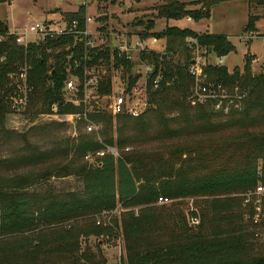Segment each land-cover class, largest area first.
Segmentation results:
<instances>
[{
    "label": "trees",
    "instance_id": "obj_1",
    "mask_svg": "<svg viewBox=\"0 0 264 264\" xmlns=\"http://www.w3.org/2000/svg\"><path fill=\"white\" fill-rule=\"evenodd\" d=\"M6 1L0 0V4ZM227 1L233 0H203V8L188 10L187 4L180 0H165V4L158 10L159 17L169 21H181L186 18L194 21L209 19L211 7ZM248 2L251 6L264 7V0H248ZM85 13V8L81 7L77 12L65 14V17L68 20L77 19L83 24ZM258 21L259 18L256 16L249 17L245 31L257 32ZM153 26V21H149L146 25L148 30ZM7 32L8 25L0 22V35L4 36ZM140 36L145 41L166 40L164 53L150 51L141 54V58L154 67L150 81L151 106L147 113L156 114L158 129L153 134H146L150 123L145 115L137 119L120 115L116 118L115 129L112 116L106 113L97 114L94 119L104 125L103 144L116 147L120 151L119 157L107 154L99 160L100 165L82 164L88 153L104 148L99 142H93L94 138L91 135L83 133L78 135L76 140L74 138L71 140L70 148L66 151L69 155L73 153L64 165L55 164L51 166L52 169L42 174L0 177V239L30 234L47 223L78 218L79 211L112 210L116 207L117 200L127 206L148 204L157 200L159 196L211 197L210 203L204 207L201 214L202 222L197 229L189 227L185 217H182L181 224L176 227L179 233L172 232L164 237L158 234L159 237H156L152 229L155 223L160 222L159 214L153 216L149 223L132 218L130 226L127 225L125 231L128 261L127 263L123 261L122 264H264V253L254 252V245L248 242L254 234L245 233L243 226L239 225L242 213L240 214L239 211L237 213L235 206L242 207L246 214H250V220L252 211L242 205L243 198L229 196L246 193L255 189L259 183L264 184V132L242 135L218 149L186 144L166 151L158 148L144 152L132 148L140 140L154 143L181 138L190 133L196 124H209L208 128H210L213 118L224 117L225 115L217 113L212 105L198 107L190 105L188 96L194 83L189 74L192 54L185 45L188 39H196L200 46L211 50L219 58L235 52V45L228 36L199 34L189 28L181 29L177 26L167 27L164 31L156 33L143 32ZM77 43L73 37L59 38L49 41L47 45L30 48L27 58L32 65L30 84L34 90L25 115H28L32 121L53 114L54 105L58 106L60 114H72L81 110L72 104H65L63 98V88L70 67L68 60L72 51L76 50L74 47ZM48 49L51 51L49 52ZM92 55L93 63L99 59L109 62V51L93 52ZM25 57V49L19 47L13 37L5 38L0 42L1 83ZM3 58L5 60L2 62ZM252 61L251 56H245L243 72L239 68H235L232 73L226 67L206 69L210 81L221 83L230 89L238 86L241 91L248 93L244 108L225 117L236 114L247 117L252 111H264V73L253 74ZM106 65L109 67V63ZM120 65L132 75L134 65L131 62L117 59L116 67ZM108 69L110 75L104 80L103 93L111 92L108 82L111 78V68ZM158 77H161L160 86L154 91L152 82ZM137 79L138 77L132 79V84ZM166 113L170 115L176 113L177 117L167 118ZM5 124L6 110L2 109L1 130L5 129ZM115 132L116 139L113 137ZM127 148L133 150L126 151ZM221 150L241 151L243 164L235 165L236 162L232 163L228 159L224 165L210 167L208 158L216 159ZM62 152L63 150L43 153L33 151L16 162L11 161L9 165L39 163ZM2 164L5 162L3 161ZM70 176L82 178L84 187L81 194H60L58 198L53 197L48 202L47 195L40 196L29 191L40 182L46 183L52 178ZM223 196L229 197L221 199ZM231 220L236 221V227L223 233L224 221ZM207 222L211 226L210 231ZM99 231L103 232V230ZM104 231L112 235L113 229H104ZM157 231L156 228L155 232ZM237 231L241 235L237 236ZM33 238L30 239L32 245H29L33 247L32 251L24 252L22 249L25 247L17 250L13 248L10 252L7 248L0 249V254L5 253L2 260L9 264L10 254L12 258H17L20 264L28 257H30L29 261L32 257L31 264H43L44 260L42 261L40 256L47 254V251L43 242ZM2 260L0 264H3Z\"/></svg>",
    "mask_w": 264,
    "mask_h": 264
},
{
    "label": "rangeland",
    "instance_id": "obj_2",
    "mask_svg": "<svg viewBox=\"0 0 264 264\" xmlns=\"http://www.w3.org/2000/svg\"><path fill=\"white\" fill-rule=\"evenodd\" d=\"M180 1L187 4L186 8L188 10L203 8V0ZM164 4L165 0H7L5 3L0 4V22L9 26L8 34L23 29L33 22L42 21L45 18L65 17V14L77 12L81 7H84L86 16L91 17L95 21L96 26L104 27L108 33H126L130 38L138 37L141 39L140 34L143 32H161L171 26H177L181 29H193L199 34L228 36L235 45L236 51L222 59L223 66H220L219 57L209 50L212 55L208 56V68L226 67L230 73L235 68H239L243 72L245 56L248 55L253 58V74L264 73V7L251 6L248 0H233L213 5L209 19L194 21L191 18H186L181 21H169L159 17L158 10ZM251 16L259 18L256 23L257 32H254L253 38L245 31ZM149 21H153L154 25L151 30L146 27ZM153 40L149 39L146 41L150 49L159 53L164 52L166 40L161 42L155 39L157 40L156 43ZM189 40L196 39H188L186 41L185 48L188 50H190ZM137 69L140 68L137 67ZM229 89L228 93L231 94ZM244 104L245 100L241 102V110L244 108ZM241 110L236 111L239 112ZM59 115L61 114L59 113ZM166 115L170 119L177 117L176 113L171 115L166 113ZM225 116L213 118L210 122L212 125L210 128H208L209 124H196V127L190 133L183 135L181 138L165 139L154 143L140 140L132 148L144 152L158 148L166 151L186 144L194 145V147L195 145H200L204 148L218 149L220 146H224L242 135L264 132V111H252L247 117L243 116V114H236L231 117ZM144 117L150 123L146 134H153L158 129L156 114L149 112ZM113 122L116 129L117 120L114 119ZM5 125V129L1 130L0 128V177L25 176L30 173L42 174L52 169L51 166L55 164L64 165V159L67 157V161L70 160V156L73 153L69 155L66 151L70 148L71 140L73 138L76 140L80 134H87L82 124L61 121L53 114L41 116L32 121L24 113L21 116L8 117ZM199 127L201 129H198ZM88 135L94 138L92 139L93 142L97 141L103 145V135H101L102 143L97 135ZM136 135H138V132ZM139 136L142 137V135ZM113 137L116 139V132ZM142 140H145V138H142ZM132 148L130 152L133 150ZM55 149L64 151L56 159L59 163H52L55 158L51 157L39 163L9 165L11 161L16 162L26 154L30 155L33 151L43 153ZM228 159L232 163L236 162L234 163L235 165L243 164L241 163V151L234 150V152H230L221 150L216 159L208 158L210 167L215 168L224 165ZM3 161L5 164H2ZM85 163L88 162L84 158L82 164ZM83 187L82 178L70 176L63 179L52 178L46 183L40 182L29 191L40 196L47 195L49 202L51 198H58L60 194H81ZM243 195L244 193L229 196L243 198ZM229 196H223L221 199ZM160 197L162 196H159L157 200L155 199L151 203H144V205L130 204L124 206L117 200V205L112 210H104L102 212L79 211L78 218L57 221L52 224L47 223L30 234L2 238L0 239V249L7 248V251L10 252L13 248L17 250L25 247L22 249L24 252L32 251L33 247L29 245H32L30 239L34 237L33 239L43 242L47 251V254L40 256V259L44 260L43 264H122L123 261L127 263L125 231L130 226L132 218L149 223L152 221L150 219L154 218L153 216L159 214L158 219L160 222L155 223L152 232L156 237H159V235L164 237L172 232H180L176 227L181 224L182 217H185L189 227L197 229L199 224L194 225L192 219L197 218L201 223V214L204 207L212 200L211 197H172L169 198L171 203L161 205L158 202ZM242 205L245 207L244 202ZM235 207L237 213H242L239 225L243 226L245 233L254 234V237L248 239V242L254 245V252L264 253V231H261L262 228L259 230L253 227L250 214H246L242 207ZM193 213H196V215H193ZM217 223L219 226L220 221ZM235 225V220L224 221L222 227L225 231L223 233L227 232L228 229L233 230L236 227ZM207 226L210 231V224L208 223ZM110 228L113 229L112 235L104 231V229ZM156 228L158 229L157 232H155ZM99 230H103V232ZM236 235L239 236L241 233L237 231ZM4 254H0V261ZM29 258H24L22 264H31L32 257L30 261ZM9 259V264H20L17 258H12L10 254ZM2 262L3 264H8L3 260Z\"/></svg>",
    "mask_w": 264,
    "mask_h": 264
},
{
    "label": "built area",
    "instance_id": "obj_3",
    "mask_svg": "<svg viewBox=\"0 0 264 264\" xmlns=\"http://www.w3.org/2000/svg\"><path fill=\"white\" fill-rule=\"evenodd\" d=\"M94 25L95 21L87 16L83 24L77 19L53 17L33 22L23 29L0 36V42L5 38L13 37L15 43L26 52L23 62L18 64L15 71L9 73L2 83L0 82V113L2 109H5L7 119L21 116L29 108L34 90L30 84L32 65L27 58L30 48L47 45L54 39L73 37L78 43L68 60L70 67L63 88V98L65 104H72L81 110L72 114L59 115L58 106L54 105L53 115L64 122L82 124L85 132L97 135L101 143L104 125L94 119L95 115L106 113L114 119L120 115H127L133 119L146 115L151 106L150 81L154 67L145 62L141 54L154 50L150 49L145 40L138 37L130 38L126 33H108L104 27L96 25L94 27ZM247 34L252 38L254 36V32ZM156 41L153 40L154 43ZM189 49L193 54L189 74L194 80L188 96L190 105L192 107L212 105L217 113L226 116L233 111L241 110V102L247 98L248 93L241 91L238 86L229 89L221 83L210 81L206 69L208 56L212 54L207 48L200 46L196 40H189ZM48 50L51 51V49ZM105 51L110 52L109 62L99 59L93 63V52ZM224 58L218 59L220 66H223ZM117 59H125L134 65L132 75L126 72L123 65L116 67ZM4 60L5 58L2 62ZM106 63H109L111 68V78L108 81L111 86L110 93L102 92L104 80L110 75ZM136 77L138 79L132 84V79ZM160 80L161 77H158L152 82L154 91L159 88ZM228 89L231 94L228 93ZM130 150L131 148L126 149V151ZM107 154L116 158L120 156L116 147L104 145L103 149L87 154L85 160L90 165H98L99 160ZM243 199L245 207L252 211L253 227L259 230L262 228L261 231H264V184L259 183L255 189L244 193ZM158 202L166 205L171 203V200L162 196ZM192 223L198 225L200 221L193 218Z\"/></svg>",
    "mask_w": 264,
    "mask_h": 264
},
{
    "label": "crops",
    "instance_id": "obj_4",
    "mask_svg": "<svg viewBox=\"0 0 264 264\" xmlns=\"http://www.w3.org/2000/svg\"><path fill=\"white\" fill-rule=\"evenodd\" d=\"M72 13H73V12H72ZM8 28H9V26H8ZM192 30H193V29H192ZM160 41L162 42V40H160ZM55 150H60V149H55ZM52 151H53V150H52ZM48 152H49V151H48ZM63 152H64V151H63ZM60 155H61V153H60L59 155L51 156V157H54V158H55V160H53L52 163H57L58 161H56V159H58L57 157L60 156ZM51 157H50V158H51ZM50 158H49V159H50ZM70 158H71V157H70ZM64 160L67 161V157H66ZM58 163H59V162H58ZM64 163H65V162H64ZM62 179H63V178H62Z\"/></svg>",
    "mask_w": 264,
    "mask_h": 264
}]
</instances>
